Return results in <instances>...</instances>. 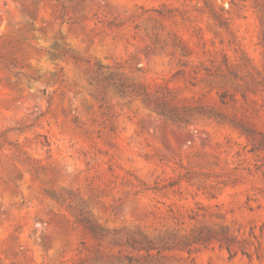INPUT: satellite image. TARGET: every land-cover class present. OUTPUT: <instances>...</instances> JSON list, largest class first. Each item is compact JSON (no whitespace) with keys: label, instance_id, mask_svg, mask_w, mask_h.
<instances>
[{"label":"rangeland","instance_id":"374dc122","mask_svg":"<svg viewBox=\"0 0 264 264\" xmlns=\"http://www.w3.org/2000/svg\"><path fill=\"white\" fill-rule=\"evenodd\" d=\"M0 264H264V0H0Z\"/></svg>","mask_w":264,"mask_h":264}]
</instances>
